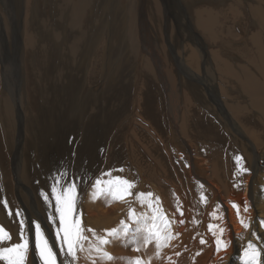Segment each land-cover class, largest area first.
I'll return each mask as SVG.
<instances>
[{
    "label": "rangeland",
    "instance_id": "374dc122",
    "mask_svg": "<svg viewBox=\"0 0 264 264\" xmlns=\"http://www.w3.org/2000/svg\"><path fill=\"white\" fill-rule=\"evenodd\" d=\"M24 1L28 2L22 8L24 14L20 12V16L14 0H0V225L12 233L13 242L18 238L21 220L24 221L26 234L31 232L28 223L30 216L45 231L57 260L72 264L70 257L60 253L56 243L59 219L54 210V200L49 204L42 196V192H45L52 199V181L49 177L61 161L66 162L69 175L78 181L80 200L77 210L85 227L102 228V224L96 222V216L87 209V197L97 178L106 180V177L113 179L119 175L134 181L136 187L131 190L130 199L138 192H152V199L159 196L162 204V190L166 188L167 192L174 193L178 189L164 175L163 165L168 175H177L181 182L179 174L185 176L188 170L184 169L185 164L197 157L196 154L184 152V145L177 140L176 127H180L183 117L192 126L191 131L195 132L189 142L197 145L199 154L210 162L221 158L223 165L226 164V174L232 171L234 179L241 180L242 188L247 186L245 177L254 171L255 165L245 146L249 142L254 144L252 152L260 160V147L264 142L261 146L252 142L254 139H250L246 129L237 120L235 125L238 130H231V114H223L218 108L214 85L219 82L216 73L222 75L219 76L223 78L220 83L226 91L224 93H227V102L238 98L230 86L232 77L224 74L225 61L243 64L249 67L248 71L253 76L264 80V64L253 46L257 45L253 36L258 34L264 49V0H258L261 3L263 1V9L259 13L252 5L255 0H216L217 3L179 0L183 2L185 12L182 9L178 11V14L183 15V21L176 23L175 36L181 30L188 29V22L194 31L199 32L192 6L196 3L214 6L216 14L213 18L219 22V31L216 32V40L202 35V44L200 41L199 46H192L199 47V55L203 59L200 65L198 62L191 65L196 72L187 69L189 64L178 62L180 65H175L179 76H176L177 86L181 85L177 93L172 92L167 84L165 67L163 77L147 52L146 33L141 31L143 22H140L141 15L143 17L145 13L142 0H74L72 7L68 0ZM172 2L179 3L176 0ZM81 4L80 9L85 11L83 14L77 11ZM229 5L235 9L233 12L236 15L227 9ZM34 8L35 12L32 13ZM27 11L30 17L27 20L29 32L33 29V44L38 46L36 54L35 47L30 50L26 48V43L23 49L20 34L15 35L16 20L25 26ZM257 29L263 30L257 33ZM162 38V47L166 49L167 42ZM77 40L79 45L76 48ZM172 52L175 55L176 51ZM204 61L209 63L206 70ZM210 67L215 73L210 72ZM198 68L205 76L206 83L196 76ZM184 77L189 86L182 82ZM211 77L214 79L211 80L212 85L207 84ZM201 98L205 103L201 102ZM72 109L76 112L75 116L71 113ZM250 111L254 112L252 108ZM197 129L205 132L200 134ZM232 131L245 146L234 142ZM209 136L215 137V149ZM204 144L211 149L210 154L205 152ZM154 145L158 149L151 151ZM159 150L164 152L158 154L163 163L156 157ZM237 156L242 157L240 163L246 171H240ZM69 161L72 163H67ZM109 172L111 176L104 174ZM40 174L43 176L40 177ZM159 184L163 187L159 188ZM196 191L202 204L206 205L212 199L209 190L200 188ZM201 193L205 201H201ZM130 206L133 208V204ZM128 211L129 208L123 216ZM50 215L52 220L49 219ZM84 254L87 253L78 254L79 260ZM112 261L114 263L116 260ZM0 264L4 262L0 261ZM25 264H42V261L38 253L30 249Z\"/></svg>",
    "mask_w": 264,
    "mask_h": 264
},
{
    "label": "bare ground",
    "instance_id": "6f19581e",
    "mask_svg": "<svg viewBox=\"0 0 264 264\" xmlns=\"http://www.w3.org/2000/svg\"><path fill=\"white\" fill-rule=\"evenodd\" d=\"M68 1L72 7L74 0H68ZM176 1L179 2V0ZM194 1H198V0H190L191 3ZM14 2L17 8L19 7L18 15L22 16V14H24L22 12V8L28 1L25 3L24 0H14ZM86 2H88V0ZM210 2L217 3L216 0L215 1L208 0V3ZM142 3L144 5L143 8H145V13L143 17L141 15L140 22H143V27H141L143 28V30L141 31H144L146 33L145 44H146L147 52L151 54L152 59L154 60V64H156L158 70L161 72V75L163 77H164L163 67H165L166 70L165 72L168 74L167 84H169L170 89H172V92L177 93L181 85L179 87L177 86L176 78L179 76H177L178 73H176L177 70H175V65L176 64L180 65L181 62L182 64H189V66L187 65V69L191 70V72L194 70L196 72V69L193 70L194 67L192 68L191 65L197 62L200 65L202 56L199 55V47L192 48V46L194 47L197 46L198 44H200V41L202 44V39L200 38V36L202 35H205L212 40H216L215 39V37L217 36L216 32L219 31L218 29L219 22L217 21V19L215 20L213 18V16H215L216 14V10L213 8L214 6L211 5L203 6L201 5V3L193 4L192 6L194 7V11L196 14L195 26L197 27L200 33L194 31L192 24L188 22V29L181 30L179 35L175 36L176 23L183 21V15L178 14V11L180 9H182L183 12H185V7L183 2L173 4L172 0H142ZM262 3L261 1L255 0V4H252L253 7L258 11V13L261 11V9H263ZM80 7H82V4L81 6L79 5L77 11L83 14L85 11L83 10L84 12H82ZM84 8H85V4H84ZM227 9L231 13L236 15V13L233 12V10L235 9L231 7V5H229ZM10 11L11 9L8 10V12ZM20 12H22V14H20ZM33 12H35V8L33 9L32 13ZM28 18L30 17H29V12L27 11L25 26H23L21 22H17L20 20L18 19L16 20L15 35L20 34L19 37L22 40L23 49L26 43V48L28 47L30 50H33V47H35L34 52L36 54L38 46L37 44L36 46L35 44H33L34 42V39L32 38L33 29L31 30L30 33L29 32L30 28H28L27 25ZM31 21L34 22V20ZM257 30H258L257 33H261L263 29L262 30L257 29ZM161 37H164L162 38L163 41L167 42L166 49L162 47L163 43L161 41ZM253 40L258 45L257 48L263 45L261 44V37L258 34H255L253 36ZM38 42H40V40ZM78 45L79 44L77 40V42L75 43L76 48ZM71 50H72V54H74L73 45H71ZM172 50L176 51L175 55H173L174 52H172ZM260 51L262 52L264 51V49ZM178 52H179V56H178ZM41 59L42 57L40 58V62ZM176 59H178V61H176ZM259 59L262 61V65H263L264 55L259 56ZM173 61L177 63H173ZM178 62H180V64ZM204 62H205L204 70H206V68L209 67V63L207 61ZM150 63H152V60L150 61ZM216 67L217 68L219 67V71H220V66L218 64L216 65ZM70 68L73 69L72 65H70ZM248 68H246V66L243 64L239 65L236 64L235 62L225 61V70L223 69L224 74H227L232 77V80H230L231 84L230 83L228 84H230V86L233 88L231 89L235 90V92L238 94V98L237 99L232 98V101L227 102L225 97L227 96L226 95L227 93H224L225 90H223V85L222 83H220L221 77L219 76L222 75H217V73L215 77L218 78L219 82L216 84L218 85L217 88L215 87L216 85H214L215 92L217 91V96H215L214 98L219 104L218 108L222 111L223 114H225L226 112H229L231 114L232 117L230 121L231 130L234 131L238 130L235 125L237 120L240 123V125H242L241 127H244V130L246 129V132L250 135V139L252 138L254 139L252 140V142L255 141L254 142L255 144L261 146V144L264 142V80H262V78L259 76L258 77L253 76L252 72L250 70L248 71ZM197 72H199L198 75H196L199 78V80L203 83H206L205 76L201 73L199 68ZM210 72L211 73L214 72L212 67H210ZM224 78L226 77L224 76ZM228 78L230 79V77ZM211 80L214 79L213 78L209 79L207 84L212 85L213 83L211 82ZM165 81L166 78L164 80V83L166 85ZM182 82L184 83L185 86L190 85L186 78ZM35 92L36 91L33 90L34 94H36ZM201 102L205 103V100L201 98ZM191 106L194 105L191 103ZM213 106H215V104H213ZM187 107L189 108V105H187ZM251 108L254 111L252 112L254 115L248 112L250 111ZM71 113L74 114L75 116L76 112L74 109H72ZM39 115H41V112H39ZM175 115H177V113H175ZM63 116L64 113L62 114V117ZM77 116L78 115H76V117ZM191 129L192 126L187 121V119L183 117L180 119V127L178 128L176 127V131H175L176 136L178 137L177 139L178 142L184 145L182 147L184 149V152L186 153L189 152L190 155L196 154L197 156L196 158H192L193 161L191 162L187 161V163L185 164L186 166L184 169H188V170L185 171L184 173L185 176L179 174L181 177V182H179L177 175L174 176L167 174L168 171L165 165H163L162 167L164 170L163 173L166 176V178H168V180L173 181L172 183L174 184L173 185L174 188L175 186L178 188L175 189L174 193H172L171 191L167 192L166 188L161 192H163L162 194L164 195V198L162 200V206L164 212L169 217V219H174L175 221H177L176 223L172 224V230L174 233H179L180 235L177 237V239L170 241L169 246L161 248L159 252L156 248L155 242L149 243L147 246H144L140 234H137L136 239L130 241L126 245L123 244L121 240H114L112 243L106 246V250L109 253H111L113 257H116V259L113 260H116L118 264H125V260L119 259L121 257L128 258V257H137V256L141 257L145 262V264H244V259H243L244 249L247 247V243L249 240H251L254 244H256L257 247L260 249L261 251V256L259 257L260 264H264V227L261 226V221H264V145L260 147V149L262 150L261 159L257 160V158L254 156L252 152V147L254 148L253 146L254 144L252 145V143L250 142L249 145L246 146L241 144V141L239 140V138L236 137L235 132L232 131L233 133L232 137L234 142H237V144H241L246 147L247 153L255 165L254 171L249 172L245 177V182H247V186L245 188H242L241 180L234 179L235 176L232 174V171L229 170V174H226L227 173L225 171L226 164L225 166L223 165L221 158H218L217 160L210 162V160L204 158V156L199 154L197 145L195 143L189 142L191 140V137L193 138V135L195 133L194 130L191 131ZM201 132H205V130L198 131V133L200 134ZM243 132L244 131H242V133ZM184 135H186V137ZM161 136L163 135L161 134ZM214 136H209V138L212 139L211 141L212 144L215 139ZM245 136L248 135L246 134ZM212 147L213 148L215 147L214 144L212 145ZM203 148L205 149V152L207 154L211 153V149L208 148L207 144H204ZM151 149H149V153H151L153 149H158V147L154 145L151 147ZM158 154H164V152L160 151L159 153L156 154V157H158L157 158L158 161L163 163L162 157ZM171 156L173 157V154ZM29 160H31L30 157ZM41 176H43V174H40V177ZM105 179L109 180L108 177H106ZM256 182L258 183L257 185ZM158 186L159 188L163 187L160 184ZM200 188L209 190V192L212 194V199L206 205L200 202V196L196 191ZM130 197L131 196L126 197L125 202H120V201H112L110 199L106 200L103 198L93 200L89 194L87 197V209L92 212L93 216H96L95 217L96 222L98 221L99 223L102 224L101 229H97V228L94 229L99 232L103 229H111L113 227H117L122 219L124 220L128 219L127 215L126 216L123 215H125L127 208H129V206L132 204H133V209H135L137 213L144 212L151 215V210L147 207V204L141 205L138 201L135 200V197L133 199H130ZM177 199L179 200V203L182 205L181 210L183 212V215H181L180 212L177 211ZM245 202L248 205L247 212L243 210V206ZM233 203H236L241 206L240 217H243L246 220V222L250 224L249 228L247 229L244 228L243 225L240 223V217L237 216V211L235 208H233ZM218 204L220 205L219 211H217ZM214 212H217V215L221 216L222 219H217L216 217H214L212 215ZM180 220H183L184 223L183 224L178 223V221ZM31 222L32 220L31 217L29 216L28 217L29 231L30 230L32 231ZM209 224H212L214 226L219 225L220 227H223L225 229L222 235V239L226 241L228 244L226 248H222L220 251H217L215 237L213 236L212 231H210L208 228ZM253 233H255V235H253ZM257 237H259V239ZM201 238H203V240L205 241L204 244H201L200 242ZM138 247H139V251H136ZM176 253H179V255H176ZM93 256L95 258V264L113 263V261H105L101 259L99 256H96L95 253H93ZM86 257L87 254H84V257H81L82 258L81 260L83 262L78 259V261H76L75 264H92V260L90 259L88 260Z\"/></svg>",
    "mask_w": 264,
    "mask_h": 264
},
{
    "label": "snow or ice",
    "instance_id": "6c2138e0",
    "mask_svg": "<svg viewBox=\"0 0 264 264\" xmlns=\"http://www.w3.org/2000/svg\"><path fill=\"white\" fill-rule=\"evenodd\" d=\"M74 156L75 153H73ZM236 160L240 164V171H246L242 163H240L242 157L237 156ZM67 163L72 162L69 161ZM119 171L122 172L123 169ZM104 174L111 176V172ZM49 179L52 181L50 185L52 199L50 200L49 194L45 192H42V196L49 204L54 200V210L59 219L56 243L59 246L60 253L70 257L72 264L78 261L79 253H87L86 258L92 260V264H95L93 253L105 261L116 259V257H113L106 250V246L114 240H121L126 245L130 241L135 240L137 234H140L144 246L155 242L159 252L161 248L169 246L170 241L177 239L180 235L179 233H174L172 230V224L177 221L169 219L163 210L160 197L155 196L153 200L152 197L154 194L152 192H138L135 196V200L141 205L147 204V207L151 210V215L144 212L137 213L135 209L129 206L128 219H122L117 227L103 229L99 232L91 227H85L81 219V214L77 210V205L80 200L78 192L79 184L76 178L69 175L65 161L59 162V165ZM135 187L136 184L134 181L122 178L119 175L109 180L97 178L91 185L90 196L93 200L103 198L106 200L125 202L126 197L132 195L131 190ZM205 200L206 198L201 193V201ZM240 207V205L233 203V208L236 209L238 217H240ZM181 209L182 205L177 199V211L183 215ZM219 209L220 205L218 204L217 211ZM243 210L245 212L248 211L246 202ZM9 215H11V212H9ZM17 215L19 216L20 213H17ZM212 215L217 219H222L221 216L217 215V212H214ZM49 219L52 220L53 217L50 215ZM178 223L183 224L184 221L180 220ZM240 223L246 229L250 227V224L243 217H240ZM31 224L34 231L26 234L24 221H20V231L16 242H13L12 233L3 225H0V261H3L4 264H25L29 250L33 249L38 253L42 264H64L63 261L57 260V254L53 249L52 243H50L40 223L38 221H32ZM261 226L264 227V221H261ZM208 228L215 237L217 251L226 248L228 244L222 239L225 229L219 225L214 226L212 224H209ZM257 238L259 239V237ZM200 242L201 244L205 243L203 238H201ZM136 251H139V247ZM176 255H179V253H176ZM260 256V249L249 240L247 247L244 249V264H260ZM119 259L125 260V264H145L139 256L121 257Z\"/></svg>",
    "mask_w": 264,
    "mask_h": 264
},
{
    "label": "crops",
    "instance_id": "0c3cea01",
    "mask_svg": "<svg viewBox=\"0 0 264 264\" xmlns=\"http://www.w3.org/2000/svg\"><path fill=\"white\" fill-rule=\"evenodd\" d=\"M252 45H253V44H252ZM253 46H254V47H256V51H257V53H258V55H259V56H262V55H264V51H262V52L260 51V50H262V49H263V47H262V46H261V47L259 46L260 48H259V47L257 48V46H258V45H253ZM257 49H258V50H257ZM259 52H260V53H259ZM261 54H262V55H261Z\"/></svg>",
    "mask_w": 264,
    "mask_h": 264
}]
</instances>
